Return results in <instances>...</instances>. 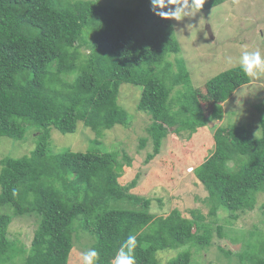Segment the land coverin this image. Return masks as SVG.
I'll use <instances>...</instances> for the list:
<instances>
[{
	"label": "trees",
	"instance_id": "1",
	"mask_svg": "<svg viewBox=\"0 0 264 264\" xmlns=\"http://www.w3.org/2000/svg\"><path fill=\"white\" fill-rule=\"evenodd\" d=\"M226 1L205 0L200 11ZM180 52L172 19L155 15L150 0L135 7L98 0H0V139L22 141L33 132L36 142L30 155L0 161V264L19 258L24 264H68L80 231L93 239L99 264H112L130 234L137 238L136 264H191V248L211 244L215 219L204 221L196 209L191 217L177 208L158 216L151 198L130 192L138 176L120 183L124 165L132 162L125 154L123 163L117 152L52 153L48 145L53 129L73 133L79 122L99 137L116 125L128 126L131 117L118 102L125 83L142 88L137 109L152 120L147 132L154 149L147 162L169 134L188 132L190 139L210 119H221L223 103L251 79L239 66L203 89L194 87L184 60L177 59V71L169 60ZM177 86L182 88L174 91ZM261 126L260 137L244 125L216 129L215 150L195 169L211 216L219 208L234 215L252 209L264 192V119ZM141 142L144 147L147 138ZM26 216L38 223L29 248L9 237L13 221ZM217 232L222 236V226ZM182 248L166 263L158 257L159 251ZM236 256L238 264H264V232H251Z\"/></svg>",
	"mask_w": 264,
	"mask_h": 264
},
{
	"label": "rangeland",
	"instance_id": "2",
	"mask_svg": "<svg viewBox=\"0 0 264 264\" xmlns=\"http://www.w3.org/2000/svg\"><path fill=\"white\" fill-rule=\"evenodd\" d=\"M102 3L113 2L123 7H135L139 0H98ZM176 38L181 52L171 54L169 60L177 71V59H183L190 72L194 87L204 85L218 74L239 67V58L244 51L259 48L264 53V0H228L223 4L199 11L194 17L181 21L172 19ZM211 28L214 38L211 37ZM81 51L83 58L89 53L85 45ZM236 89L222 105L223 117L211 120L201 127L190 139L188 132L177 136L169 134L163 142L160 153L147 162L148 154L154 146L147 132L151 117L137 109L142 88L133 84H122L118 102L129 113L128 126L116 125L103 131L102 136L79 122L73 133L63 134L53 129L48 141L52 153L64 149L86 152L97 149L101 152H117L119 160L125 163L124 154L131 159V165H124L123 175L119 178L122 185L129 184L138 176V184L130 190L140 197L151 198V211L158 216H167L174 208L185 217H191V210H199L212 223L213 238L204 249L191 248V264H238L236 254L244 250L251 232H264V192L257 194L252 209L232 214L219 208L215 216L210 215L211 204L203 184L195 176V169L215 150L214 133L219 127L231 125L246 126L253 137L262 135L261 121L264 119V74ZM182 88V86L175 87ZM35 133L28 132L26 139L16 141L3 136L0 139V161L7 157L30 155L36 148ZM147 138L142 147L141 141ZM233 163L231 162V166ZM1 169V164H0ZM5 210V209H3ZM12 212L11 209H8ZM1 211V210H0ZM34 216L16 218L9 228V237L19 240L26 248L31 246L37 228ZM222 226L223 234L218 235L217 227ZM80 239L75 241V249L68 264H82V253L91 248L93 239L80 231ZM250 238L251 241H253ZM220 247L230 250L227 256ZM159 251L158 257L168 262L182 251ZM12 264H24L19 258Z\"/></svg>",
	"mask_w": 264,
	"mask_h": 264
},
{
	"label": "clouds",
	"instance_id": "3",
	"mask_svg": "<svg viewBox=\"0 0 264 264\" xmlns=\"http://www.w3.org/2000/svg\"><path fill=\"white\" fill-rule=\"evenodd\" d=\"M205 0H150L151 11L160 17L177 21L185 17H194L203 7ZM241 71L249 78H257L264 74V53L257 48L255 51H244L239 58ZM137 247L135 235H129L120 245L112 264H136L134 251ZM82 264H99L100 254L95 248L82 253Z\"/></svg>",
	"mask_w": 264,
	"mask_h": 264
},
{
	"label": "water",
	"instance_id": "4",
	"mask_svg": "<svg viewBox=\"0 0 264 264\" xmlns=\"http://www.w3.org/2000/svg\"><path fill=\"white\" fill-rule=\"evenodd\" d=\"M208 30H209V33H210L211 37L214 38L213 33H212V30H211L210 27H208Z\"/></svg>",
	"mask_w": 264,
	"mask_h": 264
}]
</instances>
